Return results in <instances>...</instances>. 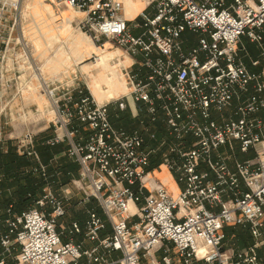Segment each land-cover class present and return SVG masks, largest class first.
I'll return each mask as SVG.
<instances>
[{
    "label": "built area",
    "instance_id": "1",
    "mask_svg": "<svg viewBox=\"0 0 264 264\" xmlns=\"http://www.w3.org/2000/svg\"><path fill=\"white\" fill-rule=\"evenodd\" d=\"M22 1L0 0L1 105L9 75L20 96L29 61L16 34ZM44 1L76 9L95 45L106 39L128 57L120 67L128 90L99 103L80 84L56 97L42 79L56 113L46 144H66L63 154L78 165L72 185L102 215L91 207L83 225L59 229L70 191L58 197L46 186L33 207L5 219L0 264L13 253L15 264H141L156 248L154 264H264V68L251 71L239 56L242 37L262 43L264 0H141L134 19L123 0ZM127 108L137 125H114L111 114ZM34 143L27 131L17 150L39 162ZM157 161L176 194L159 179L147 186ZM226 226L248 229L252 243L225 248Z\"/></svg>",
    "mask_w": 264,
    "mask_h": 264
},
{
    "label": "rangeland",
    "instance_id": "2",
    "mask_svg": "<svg viewBox=\"0 0 264 264\" xmlns=\"http://www.w3.org/2000/svg\"><path fill=\"white\" fill-rule=\"evenodd\" d=\"M139 2L137 1L136 4ZM56 4L44 0H23L20 5L21 23L20 28L16 29V34L24 35L28 43L29 61H27L28 59L24 60V75L21 81V101L13 109L15 116H17L15 114L16 111L20 115L24 114L21 121L16 120V122H13L16 126H22L18 128L19 132L23 126L24 128L37 130L47 125L51 127L50 133L54 132L55 127L53 125L56 120V113L54 112L55 106L47 92L44 91L45 88L42 87L43 81L49 85V89L55 91L57 97L61 95V90L65 85L71 87L70 89H72V85L77 84L89 88L88 85L95 79H98L99 73L103 71L97 65V59L100 55L115 52L116 54L111 59L110 64L115 66V70H119L121 74V65H127L129 63L128 57L122 51H119L112 44L113 42L102 39L101 42L104 43L103 47H99L93 43L90 37L79 28L80 21L82 20V14L79 11L66 6L64 3ZM64 13L71 14L72 18L64 16ZM138 32L137 30L134 33L137 34ZM194 42L195 40L192 39L190 44H194ZM258 55L264 62V53L259 51ZM30 64L36 65L37 69H35L34 65L33 68L35 71L30 69ZM102 87L105 90L108 88L106 84H103ZM86 91L90 95L91 91ZM125 93L127 91L121 93L119 96ZM106 101L108 100H104L103 102ZM111 107L113 108V104ZM128 111L129 108L122 112H116L118 113V118L115 116L126 128L137 125L136 120L130 118L131 116H127ZM31 121L33 122L30 123ZM1 130H10V124L4 125L0 122ZM236 157L238 160H243L247 157H252V154L244 155L238 152ZM51 162L53 165L63 164L64 160L60 159ZM159 172L162 174L156 175ZM151 178L150 182H147L148 187L155 186L156 179L161 180V184L164 186L166 185L163 182L168 183L170 181L175 186L174 176L162 164L155 166L154 175ZM169 186L171 187V185ZM68 190L70 191V198L65 202L66 215L60 219L63 226L67 224L70 218L84 222L85 216L83 212L87 208L86 205L92 204L95 210L99 208L92 200L90 202H84L82 193L71 185L68 187ZM56 195L62 197V189H56ZM245 238V245L251 244L252 241L247 236ZM90 244V242H86V246H90ZM260 254L264 258V247L261 250L259 249Z\"/></svg>",
    "mask_w": 264,
    "mask_h": 264
},
{
    "label": "trees",
    "instance_id": "3",
    "mask_svg": "<svg viewBox=\"0 0 264 264\" xmlns=\"http://www.w3.org/2000/svg\"><path fill=\"white\" fill-rule=\"evenodd\" d=\"M129 114L130 111L127 116ZM111 122L117 126L122 125L113 114H111ZM48 136L40 140L39 162L25 154H20L12 143L7 144L4 151V146L0 142V209L2 211L0 218L3 222L8 217L33 207L43 195L45 186H49L56 194V189L61 190L71 182L73 177H76L78 165L66 155L57 159H63V164H52L51 160L56 154L66 149V144L47 145L46 140L50 137ZM40 163L46 167L44 175L39 170ZM156 163L159 164V161ZM7 209H10V213L6 212ZM224 233L225 238L233 234L236 240L243 241L240 246L245 245V236L251 240L248 229L239 226H226Z\"/></svg>",
    "mask_w": 264,
    "mask_h": 264
},
{
    "label": "crops",
    "instance_id": "4",
    "mask_svg": "<svg viewBox=\"0 0 264 264\" xmlns=\"http://www.w3.org/2000/svg\"><path fill=\"white\" fill-rule=\"evenodd\" d=\"M126 1L127 0H123L124 2V5H125V9L129 8V7H126ZM135 2L137 1H140L139 3H137V7L135 10H133V14L128 17L126 15V10H125V15L127 16V18L129 19H134L137 17L138 13L140 12V10L143 8L144 4L141 0H133ZM262 36H263V40H262V43L259 45L257 43H253V42H250L246 37H242L241 38V42L239 44V47L243 48L242 51L239 52V56L241 58V60L244 62V64L247 66V68L251 71H260L264 68V62L259 58V51H262V53H264V27L262 28ZM252 61H258L259 64L258 65H252ZM23 75H24V70L19 74V80L23 78ZM9 77L11 78V81H10V87L5 91V94H4V100H3V103L4 105H1L0 104V122H2L4 125H9L10 124V130H1L0 133H1V137L2 139L0 138V142L2 143V145L4 146V151H6V145L9 144V143H12V145L15 146L16 148V151L17 150V141L18 139L27 131H30L34 134L35 136V143H34V149L39 157V146H41L40 144V140L41 139H44L45 136H51L52 133H50V129L51 127L49 125L47 126H44L43 128H40V129H37V130H34V129H31V128H23L21 129V131L19 132L18 131V128L22 127L21 125L20 126H16L13 124V122H16V120H20L24 117V114H18V112L16 111L15 114L17 116H15L13 114V109L16 108V106L20 103L21 101V94L20 96L16 95V85H15V81L14 79L16 78V76L14 75H9ZM20 97V98H19ZM6 108V109H5ZM8 110V111H7ZM130 111V110H129ZM128 111V113H129ZM9 116V118H8ZM130 117V114L128 115ZM131 118V117H130ZM33 121H31L30 123H32ZM29 123V124H30ZM33 126V124H31ZM30 125V126H31ZM33 128V127H32ZM49 130V131H48ZM5 131V132H4ZM48 136V137H49ZM44 144V142L42 143ZM64 154H63V151H61L60 153L56 154L54 156V159H52L51 161H55L57 159H59V157H63ZM40 160V158H39ZM162 173H156V175H160ZM173 175V174H172ZM149 178V176L147 177ZM168 179V178H167ZM169 180V179H168ZM161 181V180H160ZM163 182V181H162ZM167 189L173 193V194H176L178 192V189H179V186L177 185L176 186V183L174 181V184L175 186L173 185V182H168V183H165L163 182ZM72 186V183L70 182L67 185H65L64 187L62 188H65V187H69V186ZM171 185V187L169 186ZM173 186V187H172ZM61 188V189H62ZM75 188V187H74ZM76 189V188H75ZM175 191V192H174ZM87 208H85V211L83 212L84 213V216H85V219H86V211L87 209L91 208V207H94L92 206V204H88L86 205ZM85 206V207H86ZM98 211V213L100 215H102L100 209H96ZM66 215V214H65ZM64 218V217H63ZM62 219V218H61ZM84 219V221H85ZM73 221H77L75 219H72L70 218V220L67 222V224L65 226H63L61 224V221L59 220V229L60 228H64L66 226H69L71 222ZM79 224L83 225L84 222H80V221H77ZM235 227V226H233ZM238 227V226H237ZM109 231V230H108ZM6 232V225L5 223L2 221V219L0 218V236L3 235L4 233ZM246 234V233H245ZM244 235V233H243ZM250 235V234H249ZM75 240L76 241H82L84 240V237L82 234H79V235H76L75 237ZM251 238V236H250ZM251 241H252V238H251ZM86 242L88 241H85V245H86ZM241 243H243V241H238L234 238V235L231 234L230 236H228L227 238H225L224 240V246L225 248L227 247H234V248H242V247H245V246H248V245H243V246H240L242 245ZM252 243V242H251ZM91 245V244H90ZM237 245V246H236ZM172 248V247H171ZM263 248V247H262ZM173 250V249H172ZM261 250V249H260ZM161 249L160 248H156L154 249L151 254H150V257L149 259L148 258H143L142 261H141V264H154L156 262V260L160 259L161 257ZM173 254H174V250H173ZM174 256V255H173ZM261 256V254H260ZM120 257V254L119 253H113V258H119ZM262 257V256H261ZM262 259L264 260V258L262 257ZM6 264H15V260H14V253L10 256H7L6 258ZM178 264V263H177Z\"/></svg>",
    "mask_w": 264,
    "mask_h": 264
},
{
    "label": "bare ground",
    "instance_id": "5",
    "mask_svg": "<svg viewBox=\"0 0 264 264\" xmlns=\"http://www.w3.org/2000/svg\"><path fill=\"white\" fill-rule=\"evenodd\" d=\"M56 5H59V3H57ZM126 7H129L126 9V15L130 17L133 14V10L136 9L137 4L133 0H127ZM64 16L72 18V15L69 13H64ZM115 54V52L106 53L98 57L97 65L98 67H101L103 71L99 73L98 79H95L91 82V84L88 85L91 94L99 103H102L104 100L116 98L121 93H124L128 90L123 75L119 72V70H115V66L110 64V61L115 56ZM103 84L107 85L108 88L106 90L102 87Z\"/></svg>",
    "mask_w": 264,
    "mask_h": 264
}]
</instances>
